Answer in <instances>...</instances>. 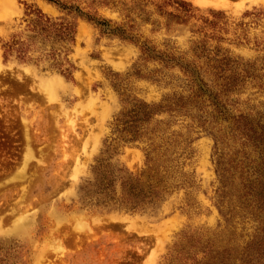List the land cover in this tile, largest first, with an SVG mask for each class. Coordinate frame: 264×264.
<instances>
[{"label": "rangeland", "instance_id": "obj_1", "mask_svg": "<svg viewBox=\"0 0 264 264\" xmlns=\"http://www.w3.org/2000/svg\"><path fill=\"white\" fill-rule=\"evenodd\" d=\"M253 124L264 0H0V264L238 259Z\"/></svg>", "mask_w": 264, "mask_h": 264}, {"label": "trees", "instance_id": "obj_2", "mask_svg": "<svg viewBox=\"0 0 264 264\" xmlns=\"http://www.w3.org/2000/svg\"><path fill=\"white\" fill-rule=\"evenodd\" d=\"M247 133L255 142L264 145V129L259 132L253 124L248 127ZM248 185L257 208L264 211V164L257 167L256 174ZM210 252H212L210 247L204 250L205 255ZM197 264H264V213L259 215V225L238 259L233 257L231 253L223 251L220 254L211 253L209 257L204 258L203 261H198Z\"/></svg>", "mask_w": 264, "mask_h": 264}, {"label": "bare ground", "instance_id": "obj_3", "mask_svg": "<svg viewBox=\"0 0 264 264\" xmlns=\"http://www.w3.org/2000/svg\"><path fill=\"white\" fill-rule=\"evenodd\" d=\"M197 2H206V0H196Z\"/></svg>", "mask_w": 264, "mask_h": 264}]
</instances>
